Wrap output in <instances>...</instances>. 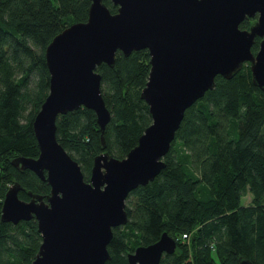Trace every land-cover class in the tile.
Segmentation results:
<instances>
[{
	"label": "trees",
	"instance_id": "1",
	"mask_svg": "<svg viewBox=\"0 0 264 264\" xmlns=\"http://www.w3.org/2000/svg\"><path fill=\"white\" fill-rule=\"evenodd\" d=\"M110 11L117 10L104 0ZM90 0H0V210L8 186L22 185L46 196L50 185L15 156H37L33 118L49 89L44 50L67 25L87 18ZM255 16L240 22L248 28ZM255 37L252 51L258 48ZM150 68L146 48L115 54L114 66L97 65L101 92L110 110L105 144L93 109L80 106L56 116V137L88 179L93 158L108 151L121 158L151 122L140 97ZM188 106L175 131L165 166L125 199L128 219L112 227L104 264H130L126 254L157 240L175 238L173 253L158 264H238L245 256L264 264V88L251 80L248 63ZM251 194V201L242 197ZM183 233H186L183 236ZM41 235L34 217L17 223L0 218V264H30Z\"/></svg>",
	"mask_w": 264,
	"mask_h": 264
},
{
	"label": "water",
	"instance_id": "2",
	"mask_svg": "<svg viewBox=\"0 0 264 264\" xmlns=\"http://www.w3.org/2000/svg\"><path fill=\"white\" fill-rule=\"evenodd\" d=\"M90 0L87 18L53 36L44 50L49 89L33 118L37 156L19 155L11 163L29 168L50 185L46 196L15 181L5 191L0 218L17 223L34 217L41 242L30 264H104L112 227L127 222L125 199L139 184L152 180L165 166L185 109L214 87V77L230 78L248 63L252 82L264 88V0ZM248 28L240 22L251 16ZM258 48L252 51L255 37ZM146 48L150 68L140 97L151 122L137 143L118 158L101 151L93 158L88 179L79 163L56 137V116L85 106L93 109L104 140L110 119L101 92V62L115 64L125 55ZM176 240L163 231L149 244L126 254L130 264H158L173 253ZM238 264H254L240 255Z\"/></svg>",
	"mask_w": 264,
	"mask_h": 264
},
{
	"label": "rangeland",
	"instance_id": "3",
	"mask_svg": "<svg viewBox=\"0 0 264 264\" xmlns=\"http://www.w3.org/2000/svg\"><path fill=\"white\" fill-rule=\"evenodd\" d=\"M251 201V194L250 193H247L245 194L243 197H242V202L247 204ZM122 226V225H121Z\"/></svg>",
	"mask_w": 264,
	"mask_h": 264
},
{
	"label": "built area",
	"instance_id": "4",
	"mask_svg": "<svg viewBox=\"0 0 264 264\" xmlns=\"http://www.w3.org/2000/svg\"><path fill=\"white\" fill-rule=\"evenodd\" d=\"M186 235V233H183V236H185Z\"/></svg>",
	"mask_w": 264,
	"mask_h": 264
}]
</instances>
